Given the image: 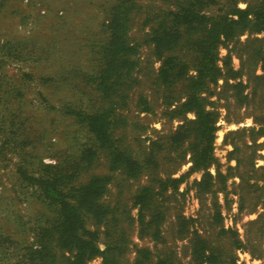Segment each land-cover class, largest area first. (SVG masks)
<instances>
[{
  "label": "rangeland",
  "instance_id": "rangeland-1",
  "mask_svg": "<svg viewBox=\"0 0 264 264\" xmlns=\"http://www.w3.org/2000/svg\"><path fill=\"white\" fill-rule=\"evenodd\" d=\"M175 4L0 0V264H29L28 253L53 235L51 167H60V183L70 174L73 190L95 177L105 185L85 213L101 252L87 264H102L101 254L135 264L141 250L145 264H264V136L257 137L264 128V25L251 22L218 45L219 67L229 62L234 73L203 91L218 115L214 159L195 171L193 151L205 144L196 115H173L187 83L161 81L162 60L149 42ZM232 7L262 12L264 0H216L206 10L219 15ZM168 54L196 62L184 43ZM109 108L111 140L102 145L87 119Z\"/></svg>",
  "mask_w": 264,
  "mask_h": 264
},
{
  "label": "trees",
  "instance_id": "trees-1",
  "mask_svg": "<svg viewBox=\"0 0 264 264\" xmlns=\"http://www.w3.org/2000/svg\"><path fill=\"white\" fill-rule=\"evenodd\" d=\"M175 1L174 10L163 15L166 21L161 22L156 28L151 30L149 42L153 45L154 53L162 60V66L159 70L161 81L168 86L181 80L187 83L186 101L174 109L173 115H182L187 112H194L196 115V119L192 123L196 126L198 138L205 142L201 150L198 152L195 150L192 154V170L196 171L206 169L214 159L212 155V141L218 117L216 113L207 109L208 103L207 99L202 96L203 91L209 85L216 84L220 77H226V74L234 73L229 62L225 64V71L219 67L218 45L223 40H233L246 29L250 30L248 25L251 22L264 25V11L254 13L251 12L249 7L246 10L232 7L230 12L210 15L207 13V10L215 5L216 0ZM250 15L254 17L253 21L248 20L247 17ZM183 43L196 54V62L192 66L182 61H175L168 54L176 51ZM123 48L129 51L133 49V46L121 45L119 50ZM191 69L194 70L195 74L190 76L189 71ZM114 75L113 69L109 70V81ZM113 111V108H109V115L103 113L87 119L89 132L102 145L111 140V135L108 134L107 128L108 119L110 124ZM249 131L254 132L255 129H249ZM259 136H264V128L258 131L257 137ZM253 141L255 142L257 139H253ZM51 168L55 172L50 175L46 182V184L51 185L49 188L51 196H47V200L49 203L53 201L58 207V218L50 230L51 232L54 230L53 235L56 238L50 235L48 240L41 243L39 249L28 253L26 258H29V264H47V260H50L52 264H87L92 257L97 256L101 252H99L93 241L94 235L86 230L85 213L90 214L93 211V206L96 205L97 207L96 200L103 195L106 190L105 185L101 183L100 178L95 177L87 186L73 190L71 188L73 186H71L72 178L70 174L65 172V179L60 183L58 179H54V176L61 174L60 167ZM208 178H212V176L209 175ZM62 188L78 193L70 196ZM81 190H84V193ZM205 191L210 193L211 189L207 187ZM197 237L200 238L199 235ZM51 241L54 243L52 248H50L52 245ZM202 250L204 249H195L194 255H204ZM143 252V250L137 252L135 264H145L143 262L144 258L141 256ZM101 255H103L102 264L114 263V259L110 255ZM59 257L60 263L58 262ZM204 263L208 262L200 261L196 264ZM147 264L150 263L148 262ZM157 264L169 263L164 259H159Z\"/></svg>",
  "mask_w": 264,
  "mask_h": 264
}]
</instances>
